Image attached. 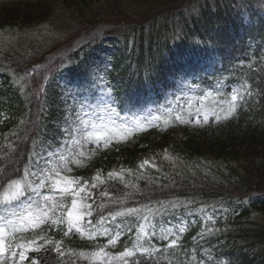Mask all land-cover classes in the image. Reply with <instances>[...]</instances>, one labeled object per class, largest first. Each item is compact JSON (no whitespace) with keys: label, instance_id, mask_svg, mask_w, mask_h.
<instances>
[{"label":"trees","instance_id":"trees-1","mask_svg":"<svg viewBox=\"0 0 264 264\" xmlns=\"http://www.w3.org/2000/svg\"><path fill=\"white\" fill-rule=\"evenodd\" d=\"M58 1L60 10L66 11L68 15L65 22L69 24L73 20V25L77 29L92 25L95 21L107 20L101 10L96 7L95 0ZM106 4L109 8L117 10L120 18L125 20L126 26L131 24L125 35V40L130 39L131 44L129 47L122 48L120 57L112 63L113 72L109 74L112 93L116 97H120V94L129 92L133 88L141 91L151 89V83L164 76L166 57L163 59L158 57L157 50L163 49V52L167 49L174 50L186 40L191 51H194L198 42H202L200 47L206 46L207 53L210 45L222 46V41L215 39L219 29L214 26V22L219 23L221 20L220 13L212 10L209 0H113V4L109 2ZM41 6L43 5L34 6L25 3L21 7H13L9 10L2 8L3 10L0 11V31L6 33L5 37H0L2 39L0 60L4 62H0V80L6 82L0 92V134H3L0 143L10 139L15 141L20 134L26 130L30 134L36 127L34 132L37 134V141L42 143L47 139L44 137L45 125L41 123L35 127L29 126L30 107L19 92V87L26 82L24 71L19 69L27 67L36 57L28 54L35 41L30 38L31 40L24 44L20 34L28 25L32 27L45 25L48 28V25L55 21V13ZM194 10L197 11L196 15L193 14ZM170 28L182 29L184 35H181L178 41H171L174 31ZM263 46L264 35H262L259 49ZM221 48L224 49V47ZM221 48V52H224ZM78 64L83 66V63ZM239 66L238 64L235 67L238 69L237 72L242 73L243 71V77L254 88L256 78L259 79V84L264 81L262 80L264 79V66H255V68L251 65L245 66V64L242 65L243 67ZM84 75L88 76V73L85 72ZM11 77L16 80L11 82ZM199 85L206 88V80L203 78L199 80ZM48 102L45 100V103L50 105L51 102ZM262 105L255 116L259 119L258 122L255 119L258 124L251 126L253 134L241 138V141L228 135L214 139L211 144L204 141L193 143L194 138L189 137L185 131V138L177 133L152 134L137 142L142 144L137 150L127 151L128 155H122L120 160L116 157V152H113L107 158L100 160L96 168L117 170L120 167L119 164L123 162L133 164L138 159L156 157L155 155L161 150L172 149L178 143L181 147L191 149L194 154L204 155L212 163L215 161L223 163L224 170L229 171L223 173L234 177L226 188L215 192L206 188L210 184L201 187L191 184L195 188L193 198L197 202L211 203L215 197H234L251 190L264 191V104ZM218 173L223 175L220 171ZM226 189H232L230 191L232 194L224 195ZM252 212H257L262 218L250 219L248 226H244L242 222L221 226L217 231L205 233L200 240L201 244L213 248L220 243L219 249L231 264H264V201L254 205L246 216ZM194 235L196 232L185 238L186 248L200 250L201 248L192 241Z\"/></svg>","mask_w":264,"mask_h":264},{"label":"rangeland","instance_id":"rangeland-1","mask_svg":"<svg viewBox=\"0 0 264 264\" xmlns=\"http://www.w3.org/2000/svg\"><path fill=\"white\" fill-rule=\"evenodd\" d=\"M19 1L21 0H0V6L13 2L17 3ZM42 1L45 4L43 8H49L55 13V21L53 24H49L47 29L43 25L26 27L24 33L35 39L33 47L38 45L47 47L52 42L60 39V37L61 39L57 48L55 44L49 49L54 53H50V55L52 54L51 56L46 53L44 56H48L44 62H40L37 65L35 70L38 72L46 70V67L53 62L50 59L72 52L83 46L86 42L94 40V38L104 37L108 31L114 30L118 25V23L117 25L105 23L95 25L91 28L76 29L73 25V20L69 24L65 22V19H68V15L66 11L60 10L58 0ZM95 1L96 7L101 10L102 15L106 19L110 17L120 18L117 10L109 8L106 4L107 2L113 4V0ZM209 2L215 13L219 14L220 11L223 13L219 15L221 17L222 27L231 26L233 20H237L236 23L239 24V20L243 17V22L246 23L247 30L251 32V25L255 19L264 20V0H209ZM196 10H194L193 14L197 13ZM253 15H256L255 18L248 24L247 19ZM246 26L242 25L240 30L242 31ZM233 38L240 42L244 39V34L241 33L239 36H234ZM30 40V38H26L24 42H29ZM227 44H230V40ZM262 56H264V53H262ZM262 56L252 59L258 62H264L261 59ZM98 82H100V91L92 99L91 95L94 94V91L86 92L78 105L75 102L73 104L70 103L69 106L67 105L68 110L64 113V117L58 115L52 120V123L60 127L62 135L59 139L48 140L42 147L36 163L32 167L30 179L24 187L19 185V191H22L23 195L19 194L18 187L15 186L6 196H3L2 199L0 198V230H2L0 231V242L7 243L6 236L9 233L7 228H10V225L21 230H28L45 225L47 221L53 223V220H55V225L67 224L69 228L67 213L72 210L73 201L77 205L76 214L80 216V219L74 224L71 230L69 229V232L78 234L79 238L81 237L91 241L107 239L112 234V230H110L106 219L97 225H90L85 220L84 208L80 203L85 187H81L80 183L68 174H63L65 165L69 158L77 153L84 142L122 141L127 138L128 133L133 131V129L143 127L147 123L146 121L150 120L151 113L155 114L158 112L148 109L149 107L143 110L145 111L144 113L135 110V113L132 115L128 112L129 115L125 122H123L111 110L110 104L101 90L104 85L100 80ZM193 88L195 86L188 88L185 97L183 96L186 90H179L176 91V94L169 96L165 103H159V107L162 110L161 113L168 114L163 119L171 116L174 108L179 106L187 107L185 115L188 118L186 120L193 123L198 133L206 132L210 135L214 130L218 129L223 120L230 119L234 111L242 104L240 91H233L229 96L227 94H193L194 97L186 100ZM32 93H38L37 87L32 88ZM233 94L237 96L235 101L232 100ZM33 102H37V98L34 97ZM38 112L39 108L36 105L33 114L38 116ZM159 116L162 117L161 114ZM173 116L175 114L170 118ZM195 133L198 134L197 132ZM99 134H102V138L97 139V135ZM11 183L12 181L6 184L2 190L9 188ZM41 184H43V187H40ZM120 185L117 182L112 183L111 191L115 190L116 193H121L126 196V193L119 188ZM62 188H67L68 191H61ZM48 196L52 197V199L46 201L44 198ZM133 196L134 194L129 191L127 202L129 203L130 210L134 209L135 211L129 210L128 214L130 217L137 219L138 230L132 237V240L127 241L129 247H126L127 249L124 252H121L122 250L120 248L113 249L112 241L114 239H111L103 244L102 247L92 245L89 249L90 252H77L70 264H131V262L137 261L138 258L144 260L147 264H227L226 261H216L212 257L206 260H200L199 258L194 260L193 258L182 256L181 251L175 248L178 247L177 245L181 240L182 233L187 226V218H193L192 215H184L181 219L178 217L173 218L169 215V212L180 214L177 212L180 209L173 207L176 205L175 202L165 205L166 207L160 205L146 207L140 198H134ZM44 213H47V215L45 216ZM228 214L229 211L226 209H222L218 213V215L226 217L223 218L224 221L228 219ZM4 217H7V219ZM158 217L161 219V222L153 223ZM122 218L123 216H119L114 218L113 221L120 222L123 220ZM203 218L205 225H214L218 220L213 213L205 214ZM122 230L117 228L114 235H121ZM164 242H166V247L162 246ZM125 252H129L131 255H123ZM97 253H102V255H96ZM0 264H13V261L7 253V248L5 249L4 255L0 256Z\"/></svg>","mask_w":264,"mask_h":264},{"label":"snow or ice","instance_id":"snow-or-ice-1","mask_svg":"<svg viewBox=\"0 0 264 264\" xmlns=\"http://www.w3.org/2000/svg\"><path fill=\"white\" fill-rule=\"evenodd\" d=\"M236 99H237L236 94H233V95H232V100L235 101ZM89 135H92V134H89ZM100 138H102V134L97 135V139H100ZM69 183H71V182H69ZM17 187H18V191H19L20 186L18 185ZM40 187H43V184H41ZM33 191H35V189H33ZM61 191H65V192H66V191H68V189H67V188H62ZM81 191H83V189H81ZM19 194H20V195H23V192H22V191H19ZM44 199H45L46 201H48V200H51L52 197L48 196V197H45ZM76 207H77V205H76L75 201H73V203H72V210L69 211V212L67 213V216H68V223H69V229H70V230H71V228L74 226V224H75L76 222H78L79 219H80V216L76 214ZM130 211H135V210L132 209V210H130ZM120 214L122 215V213H120ZM44 215L46 216L47 213H44ZM41 218H43V217H41ZM53 223L55 224L56 221L53 220ZM0 231H2V230H0ZM112 242L114 243L115 241H112ZM7 247H8V246H7L6 244H4L3 242H0V256L4 255V253H5V249H6ZM19 247H20V248H26V246L23 245V244H21ZM96 255H102V253H97ZM123 255L127 256V255H131V253H129V252H125ZM12 256H13V259H15V258H16V253L13 252V253H12ZM19 259H20L21 261H24L25 259H27V257L24 255L23 252H20V253H19Z\"/></svg>","mask_w":264,"mask_h":264}]
</instances>
